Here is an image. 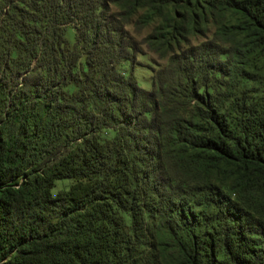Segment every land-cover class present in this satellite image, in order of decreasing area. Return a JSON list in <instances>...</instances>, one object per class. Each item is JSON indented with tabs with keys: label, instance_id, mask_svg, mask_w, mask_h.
I'll return each mask as SVG.
<instances>
[{
	"label": "trees",
	"instance_id": "1",
	"mask_svg": "<svg viewBox=\"0 0 264 264\" xmlns=\"http://www.w3.org/2000/svg\"><path fill=\"white\" fill-rule=\"evenodd\" d=\"M143 5L0 0V264H264V0H151L179 35L236 17L151 90Z\"/></svg>",
	"mask_w": 264,
	"mask_h": 264
},
{
	"label": "rangeland",
	"instance_id": "2",
	"mask_svg": "<svg viewBox=\"0 0 264 264\" xmlns=\"http://www.w3.org/2000/svg\"><path fill=\"white\" fill-rule=\"evenodd\" d=\"M129 3L125 1L122 5L111 4L110 11H130ZM136 9V14L132 15V21L126 23L125 31L128 33L127 35L138 42L139 49L135 54V61L131 62L132 66L130 62L124 63L122 61V70L129 73L132 68L141 86L148 90L158 86L159 72H174L173 69H169L174 66L171 65V56L174 51L179 52L190 45L196 46L213 38L218 30V24L221 22L229 24L236 21L233 11H215L210 15L208 22L203 21L200 17L194 24V28L183 33L184 35H179V33H173V25L177 17L172 14V11H174L172 6H168L161 12L157 5L152 6L151 0H147V5L139 6ZM180 9L181 11L184 10V3L180 5ZM138 19L139 28L137 29L136 21ZM219 26L221 27V25ZM66 38L71 48L77 44L74 25L67 26ZM85 62L86 54H83L81 65L86 68ZM162 79L172 80L171 73L165 74ZM75 89V85H69V90L73 91ZM72 183L73 179L57 180L53 193L56 194L59 190L68 188Z\"/></svg>",
	"mask_w": 264,
	"mask_h": 264
}]
</instances>
